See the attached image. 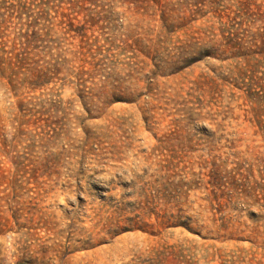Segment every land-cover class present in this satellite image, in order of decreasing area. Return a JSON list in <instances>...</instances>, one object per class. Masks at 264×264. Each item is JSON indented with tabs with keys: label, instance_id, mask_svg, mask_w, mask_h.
<instances>
[{
	"label": "rangeland",
	"instance_id": "374dc122",
	"mask_svg": "<svg viewBox=\"0 0 264 264\" xmlns=\"http://www.w3.org/2000/svg\"><path fill=\"white\" fill-rule=\"evenodd\" d=\"M52 1L0 83V264H264V0Z\"/></svg>",
	"mask_w": 264,
	"mask_h": 264
},
{
	"label": "trees",
	"instance_id": "16d2710c",
	"mask_svg": "<svg viewBox=\"0 0 264 264\" xmlns=\"http://www.w3.org/2000/svg\"><path fill=\"white\" fill-rule=\"evenodd\" d=\"M52 2V0H0V83L16 75L22 68L29 54L28 48L37 39L35 28L38 18L36 17L43 8L48 11L53 10ZM153 4L158 7L160 1L153 0ZM162 8L165 9L164 6ZM12 19L18 20L13 32L8 26ZM11 34H15L14 39H10ZM20 39L24 41L21 42ZM195 62H197L196 58L189 59V63Z\"/></svg>",
	"mask_w": 264,
	"mask_h": 264
}]
</instances>
